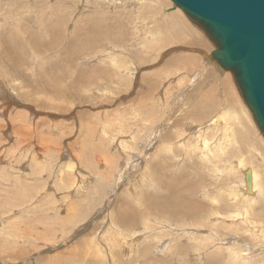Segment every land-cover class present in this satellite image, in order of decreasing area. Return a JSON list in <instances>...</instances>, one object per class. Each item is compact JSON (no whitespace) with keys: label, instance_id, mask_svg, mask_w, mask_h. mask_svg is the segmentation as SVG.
<instances>
[{"label":"rangeland","instance_id":"rangeland-1","mask_svg":"<svg viewBox=\"0 0 264 264\" xmlns=\"http://www.w3.org/2000/svg\"><path fill=\"white\" fill-rule=\"evenodd\" d=\"M216 49L171 0H0V264H264V134Z\"/></svg>","mask_w":264,"mask_h":264},{"label":"water","instance_id":"water-1","mask_svg":"<svg viewBox=\"0 0 264 264\" xmlns=\"http://www.w3.org/2000/svg\"><path fill=\"white\" fill-rule=\"evenodd\" d=\"M217 46L212 58L232 71L264 134V0H171Z\"/></svg>","mask_w":264,"mask_h":264},{"label":"bare ground","instance_id":"bare-ground-1","mask_svg":"<svg viewBox=\"0 0 264 264\" xmlns=\"http://www.w3.org/2000/svg\"><path fill=\"white\" fill-rule=\"evenodd\" d=\"M106 2H109V1H111V0H105ZM178 8V7H177ZM174 18H177L176 20L181 24V26H182V21H181V19H180V17H179V14L178 13H176L175 15H174ZM184 30H186V29H183V31L182 32H184ZM187 31V30H186ZM188 32V31H187ZM185 33V32H184ZM179 36H181V35H179ZM71 52V51H70ZM71 54V53H70ZM237 85V84H236ZM220 118L221 117H219V118H216V124H217V122H219L220 121ZM162 122V121H161ZM213 123V122H212ZM219 124V123H218ZM257 124V123H256ZM261 131V130H260ZM96 137V136H95ZM150 138V137H149ZM203 139H204V137H203ZM225 139V138H224ZM202 144V143H201ZM203 145H204V147H203V151H204V155L203 156H205V157H208V155H207V153L205 154V151L207 150V149H209L210 147H212V146H208L209 145V141L207 140V139H205L204 140V143H203ZM202 150V149H201ZM223 150V149H222ZM210 151V150H209ZM219 151H221V150H218V152ZM211 153H213V151L211 152ZM223 153V152H222ZM221 155V154H220ZM205 160H206V158H205ZM242 164H243V162L242 161H240V163H238L237 164V167L238 168H240L241 166H242ZM256 171V170H255ZM254 170L252 171V170H246L245 171V173H244V178H243V183H244V186H243V194L245 195V199H247L248 201H252V199L257 195V192H255V189H256V187L258 186V174L255 172ZM60 176V175H59ZM259 187V186H258ZM260 189V188H259ZM256 190H258V189H256ZM259 192V191H258ZM242 194V195H243ZM174 196V195H173ZM254 196V197H253ZM255 199V198H254ZM69 200V199H68ZM175 201V200H174ZM252 203V202H251ZM161 206H163V207H161L162 209L165 207V209L168 207L167 205H162L161 204V202L159 203ZM176 205V204H175ZM151 206H154V205H151ZM167 206V207H166ZM197 206V205H196ZM170 207H172V206H170ZM169 207V208H170ZM175 207V206H174ZM151 208V207H150ZM158 208V207H157ZM157 208H155V209H157ZM177 208V207H176ZM197 208V207H196ZM154 209V208H153ZM157 210H159V209H157ZM199 210V209H198ZM161 211V210H160ZM197 211V210H196ZM174 212V211H173ZM189 212V211H188ZM191 212H194V211H191ZM198 212V211H197ZM194 214V213H193ZM192 214V215H193ZM188 215V214H187ZM238 215V214H237ZM238 216H240V215H238ZM241 217V216H240ZM195 218V217H194ZM124 224V223H123ZM247 224V223H246ZM114 238V237H113ZM172 256V255H171Z\"/></svg>","mask_w":264,"mask_h":264}]
</instances>
